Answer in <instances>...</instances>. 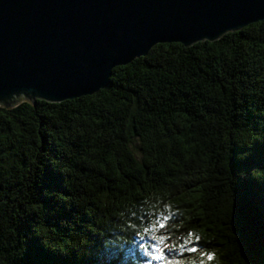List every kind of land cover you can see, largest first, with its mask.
<instances>
[{"label":"trees","instance_id":"obj_1","mask_svg":"<svg viewBox=\"0 0 264 264\" xmlns=\"http://www.w3.org/2000/svg\"><path fill=\"white\" fill-rule=\"evenodd\" d=\"M0 264H264V21L0 107Z\"/></svg>","mask_w":264,"mask_h":264},{"label":"water","instance_id":"obj_2","mask_svg":"<svg viewBox=\"0 0 264 264\" xmlns=\"http://www.w3.org/2000/svg\"><path fill=\"white\" fill-rule=\"evenodd\" d=\"M263 21L264 0H0V107L91 96L159 44Z\"/></svg>","mask_w":264,"mask_h":264}]
</instances>
